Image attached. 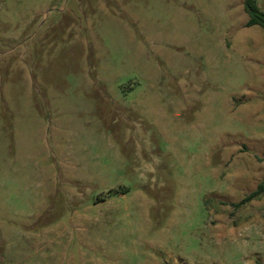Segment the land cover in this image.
<instances>
[{
  "label": "rangeland",
  "instance_id": "rangeland-1",
  "mask_svg": "<svg viewBox=\"0 0 264 264\" xmlns=\"http://www.w3.org/2000/svg\"><path fill=\"white\" fill-rule=\"evenodd\" d=\"M243 1L0 0V264H264Z\"/></svg>",
  "mask_w": 264,
  "mask_h": 264
},
{
  "label": "trees",
  "instance_id": "trees-1",
  "mask_svg": "<svg viewBox=\"0 0 264 264\" xmlns=\"http://www.w3.org/2000/svg\"><path fill=\"white\" fill-rule=\"evenodd\" d=\"M244 10L248 16L246 27L260 26L264 29V12L258 6L257 0H244ZM264 193V180L257 189L248 195L243 202L257 198Z\"/></svg>",
  "mask_w": 264,
  "mask_h": 264
},
{
  "label": "crops",
  "instance_id": "crops-1",
  "mask_svg": "<svg viewBox=\"0 0 264 264\" xmlns=\"http://www.w3.org/2000/svg\"><path fill=\"white\" fill-rule=\"evenodd\" d=\"M243 5H244V1H243ZM248 21V20H247Z\"/></svg>",
  "mask_w": 264,
  "mask_h": 264
}]
</instances>
